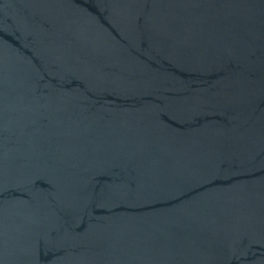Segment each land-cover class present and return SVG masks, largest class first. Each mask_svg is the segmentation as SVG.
Returning a JSON list of instances; mask_svg holds the SVG:
<instances>
[{
  "label": "water",
  "instance_id": "1",
  "mask_svg": "<svg viewBox=\"0 0 264 264\" xmlns=\"http://www.w3.org/2000/svg\"><path fill=\"white\" fill-rule=\"evenodd\" d=\"M0 264H264V0H0Z\"/></svg>",
  "mask_w": 264,
  "mask_h": 264
}]
</instances>
